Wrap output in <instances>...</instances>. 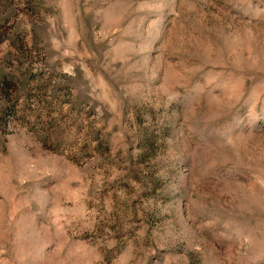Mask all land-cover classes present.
<instances>
[{"label":"rangeland","instance_id":"374dc122","mask_svg":"<svg viewBox=\"0 0 264 264\" xmlns=\"http://www.w3.org/2000/svg\"><path fill=\"white\" fill-rule=\"evenodd\" d=\"M0 264H264V0H0Z\"/></svg>","mask_w":264,"mask_h":264}]
</instances>
